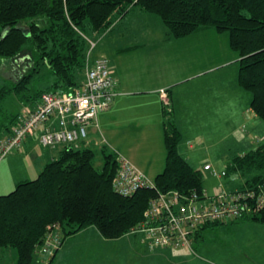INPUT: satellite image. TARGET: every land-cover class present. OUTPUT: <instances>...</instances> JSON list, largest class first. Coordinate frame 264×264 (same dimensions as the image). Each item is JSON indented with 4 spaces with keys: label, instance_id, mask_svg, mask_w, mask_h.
Masks as SVG:
<instances>
[{
    "label": "trees",
    "instance_id": "obj_1",
    "mask_svg": "<svg viewBox=\"0 0 264 264\" xmlns=\"http://www.w3.org/2000/svg\"><path fill=\"white\" fill-rule=\"evenodd\" d=\"M136 9L157 16L178 39L205 28L228 33L230 47L239 56L238 83L252 94V109L264 119V0H0V57L14 59L29 51L32 60L30 71L19 81L0 87V102L16 94L22 104L34 106L44 92L80 87L88 51L85 36L107 30ZM40 16L47 22L34 20ZM40 73L47 75L35 80ZM39 81L46 85L36 88ZM163 108L166 160L164 170L153 179L155 188L120 195L114 189L119 168L114 150L106 145L64 146L36 178L20 180L9 193L0 194V250L17 249L15 264H38L41 248L47 249L52 241L63 243L62 235L66 238L90 226L108 239L134 231L160 192L201 195L206 189L213 194L204 187L203 171L180 153L182 133L171 118L173 110ZM3 112L0 107V133L5 135L19 113L7 122ZM254 172L244 185L264 180V144L237 155L226 168L227 176ZM254 204L250 199L249 205ZM250 221L264 223V209L230 223L207 222L195 233L194 243L205 230Z\"/></svg>",
    "mask_w": 264,
    "mask_h": 264
},
{
    "label": "crops",
    "instance_id": "obj_2",
    "mask_svg": "<svg viewBox=\"0 0 264 264\" xmlns=\"http://www.w3.org/2000/svg\"><path fill=\"white\" fill-rule=\"evenodd\" d=\"M130 14L135 17L128 22L126 18ZM152 16L131 10L107 30L92 33L93 38L89 36L97 41L92 60L104 55L114 68L117 94L112 106L99 114V126L90 129L86 144L97 149L106 145L110 150L122 152L154 179L164 170L166 160V117L160 95L164 88L172 100L171 118L182 133L180 153L194 168L215 178L217 185V177L211 170L205 171L204 164L210 162L226 170L234 157L264 144V119L252 109V94L238 83L239 56L230 47L228 33L205 28L184 38H173L161 21ZM221 34H226L228 39H223ZM109 35L112 36L108 41ZM107 41L109 47H106ZM169 52L185 55V59H180L189 62L183 63L189 65L188 72L170 70L167 63H163L161 53ZM191 54L198 58L192 62L195 65L190 61ZM39 139V134L29 137L22 149L0 158V161L8 158L9 170L18 173L21 180L36 178L47 162L57 157L64 148H44ZM138 139L145 144L157 139L160 145L158 153L162 158L140 160L128 148L131 142ZM196 146L210 151V155L201 162L192 153ZM231 175L221 177V180L226 188L233 189L237 181ZM19 181L14 183V187ZM215 185L212 190L204 187L212 192L216 189ZM193 245L195 248V243Z\"/></svg>",
    "mask_w": 264,
    "mask_h": 264
},
{
    "label": "built area",
    "instance_id": "obj_3",
    "mask_svg": "<svg viewBox=\"0 0 264 264\" xmlns=\"http://www.w3.org/2000/svg\"><path fill=\"white\" fill-rule=\"evenodd\" d=\"M85 37L88 51L82 85L70 91L44 92L34 106L27 105L11 131L0 137L1 159L22 149L24 142L37 134L44 148L87 146L90 129L99 126V114L112 106L117 92L110 60L104 55L92 60L97 41ZM160 95L166 109L172 110L168 90L163 88ZM114 151L119 163L114 180L118 194L130 196L139 189L156 187L154 180L129 157ZM203 168L211 170L216 177L227 176L226 170L216 171L210 164ZM248 189L230 194L218 185L213 194L206 189L201 195L160 192L150 200L143 220L134 231L143 233V241L152 248L166 246L193 250L195 233L207 222H229L264 209V182ZM250 199L255 203L254 207L249 205Z\"/></svg>",
    "mask_w": 264,
    "mask_h": 264
},
{
    "label": "rangeland",
    "instance_id": "obj_4",
    "mask_svg": "<svg viewBox=\"0 0 264 264\" xmlns=\"http://www.w3.org/2000/svg\"><path fill=\"white\" fill-rule=\"evenodd\" d=\"M133 17H135V15L130 14L127 16L126 21H131ZM155 17L159 19L157 16ZM34 20L40 24L47 22L45 16H40ZM161 24L169 31L162 21ZM90 35V37L93 38V34L90 33ZM221 35L223 39H228L226 34ZM111 36L112 35L108 36V41ZM94 39H97V36H94ZM108 41L107 46L105 45L106 47H109ZM150 45L152 46V44ZM101 48L102 46L98 49ZM218 51H221L220 47H218ZM107 53L109 54V51H107ZM28 55H31L29 51L14 59L0 57V87L19 81L23 75L30 71L32 60ZM181 57L184 59L186 58L182 52L176 55H172L171 52L166 54L161 53L160 56L163 63H167L170 70L175 69L177 72L181 71L186 73L188 72L189 65H183L186 61L181 60ZM197 60V56L191 54V63ZM186 63L189 64V62ZM192 65L195 64L192 63ZM175 66H177V68H175ZM46 75L47 73L45 76ZM38 76L45 77L40 73L35 76V80ZM34 85L36 88H43L46 85V81L35 82ZM177 89L180 88L178 87ZM174 91H176V88ZM26 106L27 105L22 104L16 94H12L7 100L0 102L1 109H4L3 119L8 122L12 115L23 112ZM131 146H133V148H131ZM128 148L142 161L146 158H162L158 153L160 145L157 139H151L149 144H145V142L138 139L137 141L135 140V142H131ZM182 148H184L183 144ZM208 151L209 150H206V148L197 147L192 153L194 158L198 159V162H201L210 155V151ZM195 162L197 163V161ZM96 164L97 167L101 168L103 164L101 157H98ZM205 164H210L211 168L216 171H224V169L217 168L219 165L215 167L210 162H206ZM203 173L204 185L212 190L217 180L211 178L210 175L207 174L208 172ZM17 174L18 173L15 171L9 170L8 158L0 161V194H7L14 189V183L21 180ZM255 174V172L253 174H247V176H239L237 174L236 177L231 175L233 180L236 179L237 181V186L233 189L226 188L224 181L218 176L217 179L219 183L215 185L214 188H217L219 185L222 189H226L227 192L232 194L234 192L237 193L241 190L256 187L258 184L255 186H246L243 183ZM239 177H243V179L239 180ZM62 239L64 240L61 244L57 241H52L46 246L47 249L44 247L41 248L39 252L40 256H38V264H264V223L256 221L223 224L215 229L205 230L203 238H200L199 241L195 243V248L193 245V250L189 248L166 246L152 248L148 243L143 241V233L136 231H130L120 238L108 239L100 234L96 226H90L66 238L62 235ZM57 248L56 255L51 262L52 253ZM166 248L167 250H164ZM154 250H157V252H154ZM17 257V249L13 247L0 250V264H15Z\"/></svg>",
    "mask_w": 264,
    "mask_h": 264
}]
</instances>
